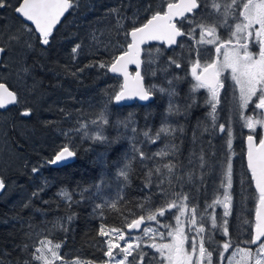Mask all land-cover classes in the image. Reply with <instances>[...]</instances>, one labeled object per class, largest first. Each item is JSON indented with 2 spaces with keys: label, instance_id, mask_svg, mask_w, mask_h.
<instances>
[{
  "label": "trees",
  "instance_id": "trees-1",
  "mask_svg": "<svg viewBox=\"0 0 264 264\" xmlns=\"http://www.w3.org/2000/svg\"><path fill=\"white\" fill-rule=\"evenodd\" d=\"M71 2L72 7L53 30L49 46L18 49L13 57L8 54V37L19 35V27L22 29L23 24L14 12L13 5L17 0H7L9 6L0 8V46L6 49L0 60V82L6 83L10 89L19 93L30 87L36 94H42L43 99V102H39L41 110L36 106L37 102L30 100L32 104L28 98L27 102L18 101L15 105V112H19L17 124L11 120L9 114L7 116L9 123L5 139L9 146L6 149H9L11 154L8 151H0V158L7 161L4 170L0 171L6 185L0 194V264H25V261L31 260L34 246L43 238L59 243L62 258L70 262L79 259L91 261L92 264H105L109 259L104 255L108 237L99 235L100 225L104 224L106 228H120L127 237L129 232L125 225L143 214L139 204L159 206L165 202L155 184L145 187V177L151 161L141 164L138 157L131 160L134 141L136 146L148 155L163 148L167 143L175 144L178 146L177 157L184 164H187V157L194 148L197 153L203 149L209 166L205 169H188L194 172L195 178L191 182H188L186 170L180 169L185 180L183 192L191 197L190 204L196 205L201 212L206 205L212 204L218 195L223 198V170L230 156L233 166V185L229 189L232 195L230 215L223 216L222 205H216L214 210L208 208L205 215L206 226L211 229L213 215L217 217L218 223H222L224 219L228 220L234 247L225 253V257H228L236 246L255 250L256 245L245 243L250 240L254 226L256 200L244 158L245 137L248 134L254 135V132L244 126V120L235 108L233 82L225 76V87L220 92V103L217 106L215 128L208 115L211 111L210 105L206 103L208 93L200 89L195 93L196 106L186 115L168 117L172 127L182 128L183 131H178L173 136H162L155 144L149 143L145 140L143 132L150 130L154 134L160 127L167 115L169 97L155 92L153 99L148 103L135 101L118 105L110 96L119 89L121 78L111 75L106 68H99V62L110 61L113 55L118 54L114 46L125 41L124 31L130 30L134 19L139 26V23L145 22L144 18L151 14L145 12L146 8L151 6L157 9L162 5L166 6V0ZM114 9L127 18L124 20L125 30L116 28L117 14ZM209 13H212V9L210 6L205 7L202 2L196 13L197 19L201 14H205L208 21H214L215 14L208 15ZM188 16L191 17L192 14ZM180 23L185 30L190 27L188 21ZM218 33L223 36L226 33L225 39L229 35L226 28L218 29ZM93 36L96 39H93ZM196 36L198 39V32ZM178 41L183 47H166L156 43L143 47L153 55L159 50L156 63L161 68L168 69L167 73L161 71L156 77L147 76L145 84L168 87V80L174 75L183 77L175 83L178 93L175 102L177 106H182L191 103L188 97L193 81L189 74V58L195 59V49L190 53L192 41L187 36L178 38ZM77 44L81 47L73 54L72 48ZM203 47L206 49L203 53L204 59L213 58L211 51L214 48L209 45ZM169 57L181 60L182 70L175 69L174 66L168 67ZM13 63L14 70H8V66ZM25 69L28 71H24ZM17 70L21 75L24 73L25 88L20 82L13 81ZM235 95L238 96V91ZM105 105L111 123L98 129L91 121L97 118V113ZM252 106L244 109L245 115L249 116V112H253V108L250 109ZM25 109H31V115L27 118L22 117L20 112ZM37 110L40 112L36 114ZM129 116V127L118 124V121H123ZM81 123L86 125L84 129H80ZM198 123L200 127L197 129ZM21 124L33 133L29 130L26 132L25 128H21ZM219 124L231 128L230 151L226 145L227 133L219 132ZM15 125L20 127L16 129ZM132 128L137 129L135 134ZM194 130L197 137L195 144ZM97 131L103 132L105 141L88 138ZM85 132L88 136L84 135ZM212 138H218L219 141ZM258 138L259 136L256 137ZM69 141L77 155L59 166L49 164V158L59 146ZM220 143L225 145L223 152L219 148ZM12 153L16 159H11ZM126 154L132 164L128 181L118 175ZM33 168L37 171L33 172ZM176 190L180 191V187L177 186ZM61 193H67L71 199L65 198ZM113 203L116 204L115 208L110 206ZM175 213V209L169 210L165 216L158 217V221H145V226L150 225L163 232L165 229L161 225L171 224ZM211 235L213 240L209 247L210 250L214 249L213 259L218 261L219 252L222 250L218 245L228 238L223 236L222 231L217 230H211ZM121 244L123 247L124 242L121 241ZM143 250L147 253L146 264H157V253L147 246ZM114 252L117 253V258H122L118 249H114ZM128 259L131 261L132 257ZM56 264H60V261Z\"/></svg>",
  "mask_w": 264,
  "mask_h": 264
},
{
  "label": "snow or ice",
  "instance_id": "snow-or-ice-1",
  "mask_svg": "<svg viewBox=\"0 0 264 264\" xmlns=\"http://www.w3.org/2000/svg\"><path fill=\"white\" fill-rule=\"evenodd\" d=\"M203 2L205 7L212 9L216 19L208 21L205 14H201L197 19L196 13L201 8ZM9 6L7 0H0V8ZM15 12L23 18L25 23L19 35H10L9 41L12 43H21L28 48L49 46L53 30L60 22L64 13L72 7L71 0H17L13 5ZM117 14L116 28L125 30L124 20L127 19L119 14V10L114 9ZM150 12V16L145 17L146 22L139 23L133 20L130 30H125V41L118 46L117 53L112 56L110 61H100L99 68L107 69L108 72L118 74L123 78L119 89L114 92L110 99L119 104L122 101L138 98L141 101H148L155 92L166 94L169 97L167 115L162 120L160 127L154 134L151 131H144L143 136L149 143L155 144L162 136H173L176 132H182V128L172 127L168 122V117L174 115H186L187 112L196 106L195 93L200 89L207 90L208 97L206 103L210 105L211 111L208 115L211 117L213 127L217 126V106L220 103V92L225 87V73H230L233 82L235 108L239 111L240 117L244 120V126L251 132L256 131V125L264 127V0H166V7L161 6L153 9L151 6L145 9ZM186 14H192L189 17ZM181 21H188L190 27L184 29ZM30 22V23H26ZM34 26V27H33ZM226 28L228 38L225 39L218 29ZM199 34L197 39L196 34ZM187 36L192 45L189 48L190 53L195 49V59L189 58V74L192 78V85L188 99L190 104L177 106L175 97L178 95L175 83L183 79L179 75H174L168 80V87L151 84L146 86V77L151 75L156 77L159 72L167 73V68H161L156 61L159 58V50L153 55L151 51L142 48L150 41H160L166 46L179 44L178 37ZM93 39H96L93 36ZM255 42L259 46L258 52L250 50V44ZM207 45L215 48L216 58L205 60L203 53ZM81 45L77 44L72 48V53L76 54ZM6 51L5 47L0 46V53ZM222 57V58H221ZM168 67L174 66L175 69L182 70V61L175 57L168 58ZM129 65L135 66V71H129ZM24 71H28L25 69ZM82 71V70H80ZM0 90L4 95H0V108L5 107V95L9 103H18L17 94L9 91L3 83H0ZM238 91V96L235 92ZM255 98V99H254ZM254 105L253 112L259 110V118L256 115L247 116L244 109ZM183 109V110H182ZM22 116H30L31 109H25ZM98 129L111 122L108 118L107 105L97 113V118L91 121ZM124 127L131 124V116L123 121H118ZM85 124H80V129H84ZM200 124H197V129ZM80 129H77L79 131ZM219 132L227 133L226 145L229 151L232 148V132L230 126L225 124L218 125ZM207 131V127H205ZM132 132H137L132 128ZM67 135V134H66ZM88 136V133H84ZM94 141H105L106 137L102 131H97L94 135L88 136ZM196 131L193 134V143L196 141ZM247 168L251 173V182L255 187V224L251 231L250 240L246 244L256 245L253 252L250 247H235V251L229 257L225 253L233 248L234 245L230 238L228 220L224 219L218 223L217 217H211V229L206 226L205 215L208 208L215 209L216 205H222L224 208L223 216L230 215L232 206V195L229 189L233 185V166L231 157L227 158V166L223 170V198L218 195L210 205H206L203 211L190 204L191 197L183 192L185 182L184 175L180 169L186 170L188 182L194 177V172L188 169H205L209 166V161L203 149L199 153L195 148L187 157V164L181 162L178 157V146L167 143L163 148L148 155L142 148L136 146L134 141L131 148V160L137 157L141 164L151 161L146 173L145 187L155 184L164 203L159 206L146 205L141 203L143 214L127 223L125 227L129 229L126 237L125 232L120 228H106L104 224L100 225L99 235L108 237L106 240L107 249L104 253L109 259L105 264H146L145 257L147 253L143 250L142 244L148 248L154 249L159 255L157 264H213V250H210L213 237L211 230L222 231L226 239L218 247L222 249L219 252L220 259H227V264H264V137L259 139V143H254V136L248 135ZM142 143V142H141ZM77 152L72 146L71 141L65 143L54 152L49 158L48 163L52 165L62 164L75 157ZM131 160L126 154L123 166L119 169L118 175L124 181L129 180V169L132 167ZM37 169L33 168V172ZM202 183V180H201ZM167 184V187L165 185ZM5 182L0 179V189L5 188ZM177 186L180 191H177ZM98 187V186H97ZM65 198L71 199L67 193H61ZM115 208L116 204L110 205ZM101 207V205H97ZM175 209L178 214L175 215V225H161L165 231L151 226H145V221H158V217L165 216L169 210ZM71 219V217H69ZM141 230L142 236L132 240L131 230ZM195 232V236L189 234ZM145 238H147L145 240ZM159 238V242H157ZM121 241L124 246H121ZM150 241V243L148 242ZM167 241V242H165ZM190 242V247L186 244ZM61 245L53 243L52 240L40 239L34 251L31 260L25 261V264H92L91 261L73 260L68 261L62 258L60 254ZM114 249L119 250L122 258H117ZM239 255V259L235 257ZM132 257L130 261L128 258Z\"/></svg>",
  "mask_w": 264,
  "mask_h": 264
},
{
  "label": "rangeland",
  "instance_id": "rangeland-1",
  "mask_svg": "<svg viewBox=\"0 0 264 264\" xmlns=\"http://www.w3.org/2000/svg\"><path fill=\"white\" fill-rule=\"evenodd\" d=\"M19 30H21V28L19 27ZM19 34H20V32H19ZM228 38V37H227ZM226 38V39H227ZM9 46H10V48H9V52H8V54H9V56L10 57H13V55H16V51L18 50V49H23L24 50V48H25V50H26V46L23 44V42H21V43H12V42H10L9 41V44H8ZM13 51H14V53H13ZM20 54H22V52L20 53ZM23 54H24V52H23ZM222 58V57H221ZM8 59H9V57H8ZM14 59V58H13ZM13 69L14 70V63H13V65H11V66H8V70H10V69ZM12 69H11V71H12ZM20 71H21V68H20ZM22 72V71H21ZM16 73V78L15 77H13V81H16V82H20V85H22L23 86V88H25V76L23 77V75H24V73L21 75V73H19L18 72V70L15 72ZM26 74V73H25ZM229 75H230V73H229ZM33 95V96H32ZM20 96H24V97H26V98H28V100L30 101V100H33V102L35 103V102H37V104H36V106L38 105V107H39V102H43L42 100V94H36V92L34 91V90H32L30 87L27 89V88H25L24 90H23V92L22 93H20ZM29 96H31L30 97V99H29ZM31 102V101H30ZM32 103V102H31ZM45 103V102H44ZM33 104V103H32ZM37 107V108H38ZM38 109H40V107L38 108ZM252 109V108H251ZM41 110V109H40ZM40 110H37L36 111V114L37 113H39L40 112ZM258 114H259V111H257L256 110V112L255 113H253V112H249V116H254V115H256L257 116V118H259V116H258ZM8 114H6V113H3V112H0V151L2 152V151H8V153L9 154H11V151L9 150V149H6L9 145H8V141L5 139L6 138V128L8 127V123H9V119H8ZM17 125H15V127H16ZM18 127H20V125L19 126H17L16 127V129H18ZM263 128V127H261L259 124H257L256 125V130H257V128ZM21 128H25L26 129V132H28V128H26V127H24L22 124H21ZM30 131V133H33V131H31V130H29ZM7 153V154H8ZM15 154H13L12 153V158L11 159H16V157L14 156ZM9 161V160H8ZM6 163H7V161H4V160H2L1 158H0V171H2V169L4 170V166L6 165ZM5 164V165H4ZM176 214H178L177 212L173 215V219H172V223H171V225H175V215ZM146 223V222H145ZM146 226H150V225H146ZM143 227H145V224L144 225H142L141 226V228H143ZM126 230H128V232H129V229H127L126 228ZM130 236L132 237V238H134L133 240H135L137 237H139V236H142V232H141V230H136V231H131L130 232ZM190 236H195V232L193 231L192 233H190L189 234ZM147 238H145V240H146ZM149 243H150V241H148ZM157 242H159V238H157ZM165 242H167V241H165ZM121 243V242H120ZM121 246H122V244H121ZM142 247L143 248H145L146 247V244H142ZM186 247H190V242L188 243V244H186ZM256 249V248H255ZM153 251L155 252V250L153 249ZM235 250H233L231 253H230V255H228V257L229 256H231L232 254H233V252H234ZM253 252L255 251L254 249L252 250ZM157 255H158V253H157ZM159 256V255H158ZM236 259H239L240 257H239V255H237L236 257H235ZM218 262H220V264H221V262H222V260L219 258L218 259ZM218 262H213V264H219ZM222 264H227V259L226 260H224V262H222Z\"/></svg>",
  "mask_w": 264,
  "mask_h": 264
},
{
  "label": "water",
  "instance_id": "water-1",
  "mask_svg": "<svg viewBox=\"0 0 264 264\" xmlns=\"http://www.w3.org/2000/svg\"><path fill=\"white\" fill-rule=\"evenodd\" d=\"M165 7H166V6H165ZM14 11H15V9H14ZM67 11H68V10H67ZM67 11H66V12L64 13V15L61 17L60 22L62 21V19H63L64 16L66 15ZM15 14H16V16H17V17H18L23 23H25V22L23 21V18L20 17L19 14H17L16 12H15ZM186 15H188V14H186ZM60 22H59V23H60ZM145 22H146V21H145ZM26 23H30V22H26ZM59 23L56 25V27L59 25ZM33 27H34V26H33ZM56 27H55V28H56ZM55 28H54V29H55ZM178 38H180V37H178ZM178 38H177V39H178ZM152 43L162 44L160 41H150L148 44H152ZM148 44H146V45H148ZM163 45H164V44H163ZM144 46H145V45H143L142 48H143ZM165 46H166V45H165ZM173 46H175V45H173ZM166 47H169V46H166ZM170 47H172V46H170ZM1 55H2V53H0V56H1ZM129 71L134 73V71H135V66H134V65H129ZM109 73H110L111 75L119 76L118 74H115V73H111V72H109ZM119 77L121 78V83H122L123 78H122L121 76H119ZM0 83H3V84L5 85V87H6L9 91L14 92L13 90H11V89L6 85V83H4V82H0ZM0 95H4L3 92H2V90H0ZM152 99H153V96H152V98H151L150 100H148V101H141V100H139L138 98H133V99H128V100L122 101V102H120L118 105L130 104V103L135 102V101H137V102H139V103H148V102H150ZM4 103H5V107H4V108H0V111H4V110H6L9 106H11V105L14 104V103H9L8 98L6 97V95H5V98H4ZM116 104H117V103H116ZM248 135H250V134H248ZM248 135H246L245 140H244V142H245V155H244V158H245L246 168H247V152H248V140H247ZM251 135H253V134H251ZM253 136H254V135H253ZM262 137H264V127L262 128V135H261V138H262ZM254 143H255V144H258V143H259V141H256L255 137H254ZM70 160H71V159H70ZM70 160H68V161H66V162H64V163H62V164H65V163L69 162ZM62 164H59V165H62ZM59 165H56V166H59ZM247 169H248V168H247ZM248 171H249V170H248ZM250 176H251V173H250ZM0 179H1V177H0ZM252 185H253V189L255 190L254 184H252ZM4 189H5V188H4ZM4 189H0V194L4 191ZM253 219H254V224H255V212H254ZM131 231H136V229L131 230Z\"/></svg>",
  "mask_w": 264,
  "mask_h": 264
},
{
  "label": "flooded vegetation",
  "instance_id": "flooded-vegetation-1",
  "mask_svg": "<svg viewBox=\"0 0 264 264\" xmlns=\"http://www.w3.org/2000/svg\"><path fill=\"white\" fill-rule=\"evenodd\" d=\"M16 5V4H15ZM15 12V11H14ZM188 15H190V14H188ZM224 36H227V34L225 33L224 34ZM225 38V37H224ZM209 46H212V45H209ZM213 47V46H212ZM214 48V47H213ZM250 50L251 51H254V52H258V50H259V46L253 41L251 44H250ZM212 53H213V58H216V53H215V48L213 49V51H211ZM3 55H4V53H2V55L0 56V60L2 59V57H3ZM225 76H228V79L229 80H231V77H230V75H229V73H225ZM232 81V80H231ZM12 90V89H11ZM202 90H205V89H202ZM205 91H207V90H205ZM16 94H17V99H18V101L20 102H27V98L26 97H24V96H22L21 98H20V93L18 92V91H14ZM16 103H14L13 105H11V106H9L6 110H4V111H0V112H3V113H6V114H9V116H10V118H11V120L14 122V123H16L17 124V122H18V116H19V112H15L16 111ZM251 108H253L254 109V105L251 107ZM250 108V109H251ZM24 110H21L20 112L22 113ZM257 111H259V110H257ZM22 116V115H21ZM22 117H24V118H27V117H29V116H27V117H25V116H22ZM261 135H262V129L259 127V128H257V130L254 132V137H255V139H256V137H258L259 136V138L258 139H256V141H259V139L261 138ZM213 140H215V141H219V139L218 138H212ZM217 142H215V143H217ZM219 148H220V150H222V152H223V150H225V145H224V143H220V146H219ZM246 164V163H245ZM1 177V176H0ZM1 179H2V177H1ZM132 238V237H131ZM134 238H132V240H133ZM213 262H218V261H215L214 259H213ZM219 264H220V262H218Z\"/></svg>",
  "mask_w": 264,
  "mask_h": 264
},
{
  "label": "bare ground",
  "instance_id": "bare-ground-1",
  "mask_svg": "<svg viewBox=\"0 0 264 264\" xmlns=\"http://www.w3.org/2000/svg\"><path fill=\"white\" fill-rule=\"evenodd\" d=\"M46 116H47V115H46ZM48 117H49V116H48ZM22 137H23V136H22ZM25 140H26V139H25ZM2 193H3V192H2ZM2 193H1V194H2Z\"/></svg>",
  "mask_w": 264,
  "mask_h": 264
}]
</instances>
